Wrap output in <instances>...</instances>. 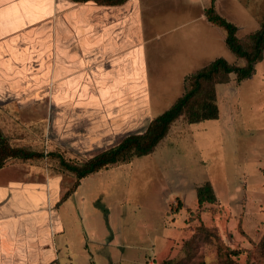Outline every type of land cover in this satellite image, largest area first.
Masks as SVG:
<instances>
[{"label": "rangeland", "instance_id": "374dc122", "mask_svg": "<svg viewBox=\"0 0 264 264\" xmlns=\"http://www.w3.org/2000/svg\"><path fill=\"white\" fill-rule=\"evenodd\" d=\"M218 1L217 12L237 26L236 36L248 46L247 35L264 19V0H242L249 13L236 1ZM192 6L189 14L162 6L150 13L149 111L132 94L111 93L98 102L91 91L96 103L63 97L59 87L66 79L35 81L23 94L0 87L1 133L12 146L43 152L40 158H10L3 167H34L38 180L59 176L62 197L77 178L61 159L80 165L127 134L144 132L183 92L180 73L159 68L177 51L172 41L182 30L170 27L199 16L200 4ZM197 27L201 40L205 32ZM215 31L214 39L217 31L224 34ZM218 42L207 56L245 63ZM207 56L198 57L195 68ZM215 91L217 119L188 123L181 115L151 153L89 174L56 204L64 230L55 240L66 246L58 245L57 260L48 264H264V53L253 75L237 82L230 73ZM206 181L216 200L198 206L196 187Z\"/></svg>", "mask_w": 264, "mask_h": 264}, {"label": "crops", "instance_id": "0c3cea01", "mask_svg": "<svg viewBox=\"0 0 264 264\" xmlns=\"http://www.w3.org/2000/svg\"><path fill=\"white\" fill-rule=\"evenodd\" d=\"M233 1L242 13H249L245 0ZM210 2L126 0L106 5L92 0H0L1 90L23 94L35 81L66 79L59 87L63 97L85 101L93 95L100 102L111 93L132 94L140 96L149 111L146 45L153 26H147V21H154L151 11L162 6L170 13L189 14L192 5L200 4L197 18L188 17L170 27L172 32L182 30L172 41L177 51L168 66L159 68L179 72L183 79L197 70L198 57L207 56L218 41L224 42L218 31L214 39L218 27L204 15ZM213 2L218 7L219 1ZM198 23L205 32L201 40L197 39ZM206 58L203 66L216 57ZM91 91L96 95H90ZM37 172L34 167L0 168V264H48L57 260L58 245L66 246L65 240L58 244L55 240V234L64 230L55 208L61 198V178H32Z\"/></svg>", "mask_w": 264, "mask_h": 264}, {"label": "trees", "instance_id": "16d2710c", "mask_svg": "<svg viewBox=\"0 0 264 264\" xmlns=\"http://www.w3.org/2000/svg\"><path fill=\"white\" fill-rule=\"evenodd\" d=\"M88 1V0H74ZM100 4L119 5L126 0H92ZM206 19L224 32L223 40L226 47L237 57L245 61L243 65L229 63L223 57H216L208 64L184 76L183 92L163 112L155 116L148 124L144 132L128 134L117 144L94 155L86 162L76 165L61 159V165L74 172L77 180L75 186L66 191L60 201H64L71 193L80 179L109 165L119 162H128L134 157H141L151 153L156 145L167 134L169 127L181 115L185 116L188 123H198L204 120L217 119L219 109L216 101L215 85L226 82L230 73L236 75V81L240 82L249 78L255 72V64L263 59L264 53V19L260 27L247 35L249 45L246 46L236 36L237 26L220 15L211 0L204 9ZM43 157V152L15 147L8 143L7 138L0 131V168L10 158L23 160ZM198 206L204 203H214L216 196L211 184L206 181L196 187ZM59 201V202H60ZM58 202V204H59ZM229 251L228 254H235ZM170 264L165 261L162 264ZM227 264H230L229 261Z\"/></svg>", "mask_w": 264, "mask_h": 264}]
</instances>
